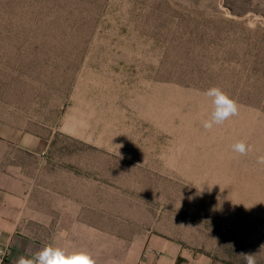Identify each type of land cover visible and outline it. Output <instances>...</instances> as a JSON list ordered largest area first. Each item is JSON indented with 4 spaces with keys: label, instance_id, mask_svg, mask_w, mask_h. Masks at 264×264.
Instances as JSON below:
<instances>
[{
    "label": "rangeland",
    "instance_id": "374dc122",
    "mask_svg": "<svg viewBox=\"0 0 264 264\" xmlns=\"http://www.w3.org/2000/svg\"><path fill=\"white\" fill-rule=\"evenodd\" d=\"M213 86L239 112L209 131ZM0 133L126 259L264 264V0H0Z\"/></svg>",
    "mask_w": 264,
    "mask_h": 264
},
{
    "label": "crops",
    "instance_id": "0c3cea01",
    "mask_svg": "<svg viewBox=\"0 0 264 264\" xmlns=\"http://www.w3.org/2000/svg\"><path fill=\"white\" fill-rule=\"evenodd\" d=\"M0 137V250L6 251L0 264H16L21 257L34 256L51 244L68 252L87 251L96 264H209L168 240H150L138 245L126 259L123 250L106 248L92 227L62 215L61 193L45 186L44 178L29 176V144L11 136ZM70 207V205H67ZM84 233H83V232ZM60 233L66 235L61 237Z\"/></svg>",
    "mask_w": 264,
    "mask_h": 264
},
{
    "label": "clouds",
    "instance_id": "9594fccd",
    "mask_svg": "<svg viewBox=\"0 0 264 264\" xmlns=\"http://www.w3.org/2000/svg\"><path fill=\"white\" fill-rule=\"evenodd\" d=\"M202 95L209 100L212 106L210 116L201 122L204 129L211 131L214 127L238 115L239 104L220 87H210ZM231 147L233 152L240 155H247L253 150L252 146L243 140L237 141ZM256 163L264 167V154L257 156ZM200 191H203V187ZM65 235V233H60L61 237ZM243 255L246 264H256L255 254L244 253ZM16 264H96V261L87 251L68 252L62 247L47 244L30 258L21 256Z\"/></svg>",
    "mask_w": 264,
    "mask_h": 264
},
{
    "label": "built area",
    "instance_id": "2783aa9c",
    "mask_svg": "<svg viewBox=\"0 0 264 264\" xmlns=\"http://www.w3.org/2000/svg\"><path fill=\"white\" fill-rule=\"evenodd\" d=\"M6 251L0 250V259H5L6 258Z\"/></svg>",
    "mask_w": 264,
    "mask_h": 264
}]
</instances>
